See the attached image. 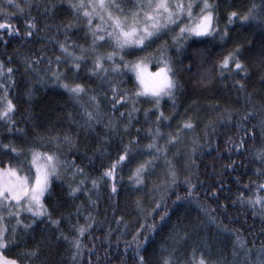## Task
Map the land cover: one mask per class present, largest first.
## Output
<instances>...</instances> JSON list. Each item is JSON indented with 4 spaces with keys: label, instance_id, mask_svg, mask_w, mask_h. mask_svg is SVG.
<instances>
[{
    "label": "trees",
    "instance_id": "16d2710c",
    "mask_svg": "<svg viewBox=\"0 0 264 264\" xmlns=\"http://www.w3.org/2000/svg\"><path fill=\"white\" fill-rule=\"evenodd\" d=\"M17 2L25 7L23 13L2 0L3 7L13 13L8 22L19 32L9 34L7 30H0V61L4 62L5 68L15 69V83L9 88V96L16 104L11 116L14 124L0 119V160H11L14 164L21 160L26 165L30 159L29 149L51 151L60 143L61 160H74L75 165L84 170V175L73 176L72 163L60 169V176L52 178L51 192L44 198L52 219L60 223L52 224L47 216L36 217L33 223L32 216H23V224L16 228V243L5 251V255L16 258L25 249L39 248V255L29 264H73L75 248L61 233L75 237L77 227L85 224L92 227L79 237L83 247L76 257V264H139V256L144 257V264H162L170 254L179 264H191L193 250H196L197 259L203 254L209 261L238 264L233 257L237 235L253 253L259 252L264 243V215L260 214L259 205L254 209L246 201L242 203L239 194L252 196L257 186L264 184V175L258 172L264 170V161L257 155L264 148V134L258 126V121L264 118V21L241 22L237 19L229 25L228 13L237 11L243 15L253 3L259 5L261 0H216L219 28L223 31L227 26L228 30L225 40L218 36L193 38L182 50H177L171 41L172 33H166L144 51L124 53L126 59L132 60L145 52H155L158 45L168 41V55L174 59L182 87L177 92L175 104L168 97L160 101L159 111L170 119H161L158 125L159 111L153 107L154 101L150 97L138 98L135 105L138 111L132 114L131 122L128 116L132 107L130 101L113 108V93L108 81L89 71L92 57L88 55L80 70L67 71L65 79L86 86L88 92L80 98L85 105L91 107L88 95H96L100 101L101 119L90 130L82 129L83 108L49 78L50 69L57 67L55 57H63L57 41L66 44L74 41L85 47L91 45L92 37L86 34V22L73 14L69 0H32L30 11L25 0ZM261 14L264 15V9ZM29 18H34L37 25L36 29H31V37L26 36L30 30L26 25ZM0 19H3L2 15ZM69 22L75 27L66 32L64 25ZM65 36L70 39L65 40ZM237 44L242 46L240 58L249 74H231L221 79L217 75V62ZM73 50L79 54V48ZM112 50L108 44L99 47L100 52ZM26 59L39 72L29 69ZM116 62L120 63L118 57ZM155 63L154 58L150 63L152 69H155ZM105 66L110 65L106 62ZM59 68L64 72L68 64L61 62ZM106 76L113 83L119 81L120 95L125 89L134 93L135 80L131 72L123 75L109 72ZM234 81H242L245 88L241 90L234 86ZM3 82L8 83L6 77ZM227 110L236 111L231 120L227 119ZM249 110L257 113L255 118L241 121ZM189 118L194 119L195 127L182 131L178 143L167 145V161L175 168L177 183L167 187L165 182L170 184L169 164L163 155L155 160L154 168L148 169L143 185L130 180L136 166L153 156L154 150L146 148L152 142L148 129L155 133L157 126L160 128L157 144L164 147L168 135H175L176 129ZM110 120L115 128L105 127ZM209 121H214V125ZM126 124L127 128L124 127ZM213 126L215 131H212ZM246 131L254 135L245 136ZM65 135L75 138L73 144L61 143ZM53 136H58L59 140L51 141ZM241 136L245 140L244 150H238L228 142L229 137L238 142ZM134 137L138 144L132 145L135 151L117 168V192L113 194L112 179L99 178ZM194 142L196 151L193 153ZM4 144L21 149L23 155L5 149ZM185 177L195 185L194 195L177 200V196L188 197ZM93 179L98 180L97 187H93ZM81 180L84 184L73 194L69 186L76 187ZM213 191L215 195H212ZM260 195L264 196V191ZM157 202L160 207L148 216ZM165 211L168 215L161 221L160 215ZM89 214L92 219H86ZM209 216L215 217V221ZM153 223L157 226L155 230L140 229L141 224ZM24 224L31 227L25 229ZM13 225L16 223H8L9 228ZM137 229L141 230L139 240L143 242L139 255L133 243ZM11 236L10 232V239Z\"/></svg>",
    "mask_w": 264,
    "mask_h": 264
},
{
    "label": "snow or ice",
    "instance_id": "6c2138e0",
    "mask_svg": "<svg viewBox=\"0 0 264 264\" xmlns=\"http://www.w3.org/2000/svg\"><path fill=\"white\" fill-rule=\"evenodd\" d=\"M7 3L9 7H15L17 12L23 13L26 10L17 0H7ZM25 4L30 11L33 6L32 0H25ZM69 7L73 10V14L77 19H82L86 22V34H90L92 37L91 45L85 47L84 45H78L74 41L70 44L57 41L63 57L69 59H64L61 56L55 57L57 67L50 69L51 76L49 78L53 84H57L59 87L65 89L83 108L84 123L82 129L90 130L94 123L100 121V101L96 95H88L91 107L85 105L80 98L82 95L87 94L88 89L83 83L65 79V75L67 71L78 72L82 63L88 59V55L92 57V67L89 71L108 81L109 88L113 93L111 98L113 101L112 107L115 108L117 104L124 102H131L132 107L128 112L129 122H131L132 114L138 111L135 106L138 98L150 97L154 101L153 107L159 111L160 101L165 96L175 104L177 92L182 87V84L177 79L174 59L168 55V41H163L158 45L155 52H145L144 55L136 56L132 60L125 58L124 53L126 51L129 54L134 51H144L155 39L166 33H172L171 41L177 50H182L187 42L193 38H215L218 36L220 40H225L228 37L227 26L223 31L219 28V13L217 11L219 5L216 3V0H69ZM261 9H264V0H261L259 5L253 3L243 15L237 11H230L228 13V24L231 25L237 19L241 22L252 20L264 21ZM0 15L3 17V19H0V30H7L9 34L19 32V29L14 28L8 22L9 19L13 18V13L3 7L2 0H0ZM26 25L30 29L26 33V36L31 37L33 35L31 29L37 28L34 18H29L26 21ZM73 27H75L73 22L64 25L66 32ZM69 39L68 36H65V40ZM102 44H108L113 50L100 52L99 47ZM76 48H79V54L73 50ZM241 48L242 46L237 44L232 51L223 55L217 62V75L221 79L231 74L243 73L245 76L249 74L247 66L240 58L242 54ZM117 57L120 63L116 62ZM154 58L156 59V63L153 65L155 71H152L149 64ZM61 62L68 64V68L64 72L59 68ZM106 62L110 65L109 67L105 66ZM25 63L32 71L39 72V69L32 68L27 59ZM48 63L51 65L52 61L49 60ZM14 71L13 67L5 68L4 62L0 61V91H2V94H0V119L7 120L10 124H14L11 116L16 110V104L9 96V88L15 83L13 79ZM109 72L114 75H123L126 72H131L135 80L133 85L135 89L134 93L125 89L124 94L120 95V89L117 87L119 81L113 83L106 76ZM5 77L8 83L3 82ZM262 80H264V77H262ZM233 84L241 90L245 88V84L242 81H234ZM147 113L148 110L146 109L145 114L147 115ZM68 115L71 117V113ZM121 115L123 116L124 113H121ZM233 115H236L235 110H227L228 120H231ZM256 115L255 111L249 110L241 117V121L255 118ZM161 119L167 120L170 117L164 116L163 111H159V115L156 117L157 125ZM220 119L223 120L224 117L221 116ZM214 123V121H209V124L214 125ZM258 126L261 133L264 134V118L258 121ZM105 127L115 128V125L110 120V123L105 125ZM124 127L127 128L128 125L126 124ZM194 127V119L189 118L183 121L181 126L176 129L175 135L171 133L168 135L164 147H160L157 144V137L161 136L160 128L157 126L155 133H152V130L148 129V132L152 134V142L147 144L146 148L154 150L153 156L139 163L129 179H134L137 185H143L148 169L154 168L155 160L163 155L169 164L167 175L170 178V184L165 183L167 187L174 186L177 183V173L171 162L167 161V145L178 143L180 133L185 130H192ZM212 131H215L214 126ZM244 135H254V133L246 131ZM50 139L51 141H58L59 137L53 136ZM74 139L71 135H65L61 143L73 144ZM228 142L234 148L244 150V136H241L238 142L229 137ZM134 143L138 144V140L135 137L128 145L124 146L123 152L118 155L115 161L110 163L109 167L104 170L99 178L101 180L104 178L112 179L111 192L113 194L117 192V183L115 182L117 176L116 170L122 162L128 159L129 154L135 151L132 147ZM60 146L61 144L57 143V148L51 151H41L37 148L29 149L30 159L27 160L26 165L25 161L21 160H17L15 164L11 160L8 162L0 160V264H29L31 260L39 255V248L25 249L16 258L5 255V251L16 243V228L18 225L23 224V220L20 218L22 213L27 212L32 214L33 223L36 217L41 216H47L52 224L58 225L60 223L59 220L52 219V214L48 212L47 205L44 203L45 194L51 192V180L53 177H59L61 174L60 169L68 163L74 165L73 176L77 173L84 175V170L75 165L74 160L71 162L61 160L63 153L59 151ZM3 147L10 149L13 153H17L18 156L23 155L21 149H17L10 144H4ZM192 151L193 153L196 151L195 142L193 143ZM257 155L259 159L264 161V148L260 149ZM228 167H231V165H228ZM258 172L264 175V170H258ZM21 173L24 174L22 175ZM185 183L188 185V197L177 196V200L191 198L194 195L195 185L191 183L189 177H185ZM83 184L84 180H81L80 184L76 187L70 185V191L73 194L76 193ZM92 185L93 187H97L98 180L93 179ZM262 191H264V184L258 185L252 196L245 197L243 193L239 195L242 203L246 201L254 209L259 205L260 214L264 215V196L260 195ZM215 194V191H213L212 195ZM159 207L160 203L157 202L147 215H153ZM167 215V211L162 213L160 220L163 221ZM6 218H14L16 225L9 228L4 223ZM86 219H92L91 214ZM209 219L215 221V217L209 216ZM30 227V224H24L25 229ZM91 227V224L78 226V234L75 237H68L61 233L63 239L68 241L71 247L75 248L73 264H76V257L80 255L83 247L79 237L84 236ZM145 227L149 230H155L157 226L155 223L148 225L141 224L140 229ZM224 227L227 230L226 226ZM140 229H137L136 234L133 236L137 255H139L143 244L139 240V235L142 234ZM9 232L12 234L11 239H9ZM146 240L147 236H145ZM195 252L196 250H193L191 264H224L222 260L209 261L203 254L197 259ZM241 253L243 254V258H241ZM233 257L234 261H237L238 264H264V243L261 244L259 252L253 253V250L248 247L246 242L237 235L233 248ZM139 264H144L143 256H139ZM162 264H179V262L170 254L163 259Z\"/></svg>",
    "mask_w": 264,
    "mask_h": 264
},
{
    "label": "rangeland",
    "instance_id": "374dc122",
    "mask_svg": "<svg viewBox=\"0 0 264 264\" xmlns=\"http://www.w3.org/2000/svg\"><path fill=\"white\" fill-rule=\"evenodd\" d=\"M149 67H150V69H151L152 71H155V69H152V68H151V65H150V64H149ZM166 97H167V96L163 97L161 100H163V99L166 98ZM23 216H26V217L29 216V217H30V216H32V214L25 212V213H22V215H21L20 218H22ZM4 223L7 224V225H8V223H12V224H14V223H16V220H15L14 218H6L5 221H4ZM9 234H10V232H9ZM9 239H10V237H9Z\"/></svg>",
    "mask_w": 264,
    "mask_h": 264
}]
</instances>
